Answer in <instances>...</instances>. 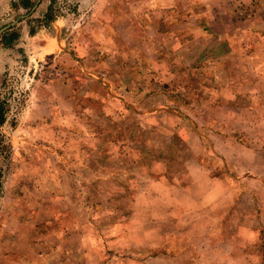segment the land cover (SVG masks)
I'll return each instance as SVG.
<instances>
[{"label": "rangeland", "instance_id": "374dc122", "mask_svg": "<svg viewBox=\"0 0 264 264\" xmlns=\"http://www.w3.org/2000/svg\"><path fill=\"white\" fill-rule=\"evenodd\" d=\"M0 117V264H264V0H2Z\"/></svg>", "mask_w": 264, "mask_h": 264}, {"label": "crops", "instance_id": "0c3cea01", "mask_svg": "<svg viewBox=\"0 0 264 264\" xmlns=\"http://www.w3.org/2000/svg\"><path fill=\"white\" fill-rule=\"evenodd\" d=\"M3 2H4V0H3ZM0 6H2V0L0 1ZM251 162H249V164H250ZM252 164V163H251ZM157 183L156 182H153L150 186V188H152V189H155V185H156ZM159 191H161V190H158V191H154V192H148V195H149V197L150 198H152L153 200H160L159 198H164V201H166V200H168V198H169V196H167L166 194L163 196V193H161V192H159ZM143 192H145V191H143ZM209 215H202V214H199V217L200 218H202L203 219V221L205 222V223H203L204 225H203V227H202V229L203 230H207L206 229V227H207V225L211 222V223H213L214 221H216L217 219H218V217H217V215H210V213H208ZM220 218V217H219ZM184 224H187V223H190V221H186V222H183ZM243 230L245 231V230H250V228H248V227H243Z\"/></svg>", "mask_w": 264, "mask_h": 264}, {"label": "trees", "instance_id": "16d2710c", "mask_svg": "<svg viewBox=\"0 0 264 264\" xmlns=\"http://www.w3.org/2000/svg\"><path fill=\"white\" fill-rule=\"evenodd\" d=\"M0 121H1V117H0Z\"/></svg>", "mask_w": 264, "mask_h": 264}]
</instances>
